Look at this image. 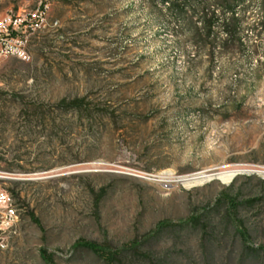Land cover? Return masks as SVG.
Instances as JSON below:
<instances>
[{"label": "rangeland", "instance_id": "1", "mask_svg": "<svg viewBox=\"0 0 264 264\" xmlns=\"http://www.w3.org/2000/svg\"><path fill=\"white\" fill-rule=\"evenodd\" d=\"M160 1L0 0V18L45 10L29 57L0 65V189L19 210L0 264H109L80 241L119 264H264V0H241L226 50Z\"/></svg>", "mask_w": 264, "mask_h": 264}, {"label": "trees", "instance_id": "2", "mask_svg": "<svg viewBox=\"0 0 264 264\" xmlns=\"http://www.w3.org/2000/svg\"><path fill=\"white\" fill-rule=\"evenodd\" d=\"M160 2L174 12L177 20L192 28L193 37L196 41L197 39H203L211 44L218 43L225 50L242 46L243 43L239 36L241 21L238 15V7L241 5V0H161ZM196 18L200 22L199 27L194 21ZM261 26L264 27V17L262 18ZM217 27H221L224 37L220 38L216 34L215 30ZM80 102L81 100H75L72 102V106H78ZM219 201L227 203L229 213L236 212L240 206V203L227 193L221 194ZM202 218V216L194 214L184 223L197 226ZM168 225L169 222H162L155 234L161 232ZM241 228V226L238 227V230ZM240 233L246 239L247 232L242 230ZM140 246L141 243L136 241L127 246L126 250L135 251ZM76 247L89 250L103 257L109 264H119L122 261L123 252L110 250L95 242L80 241ZM47 258L50 259L49 256Z\"/></svg>", "mask_w": 264, "mask_h": 264}, {"label": "built area", "instance_id": "3", "mask_svg": "<svg viewBox=\"0 0 264 264\" xmlns=\"http://www.w3.org/2000/svg\"><path fill=\"white\" fill-rule=\"evenodd\" d=\"M45 5V9H46ZM45 10L9 11L0 18V65L7 59L25 60L30 37L37 32ZM19 210L12 196L0 189V251H6L10 239L18 234Z\"/></svg>", "mask_w": 264, "mask_h": 264}, {"label": "bare ground", "instance_id": "4", "mask_svg": "<svg viewBox=\"0 0 264 264\" xmlns=\"http://www.w3.org/2000/svg\"><path fill=\"white\" fill-rule=\"evenodd\" d=\"M242 173L243 171L241 170L225 171V172H218L213 174L199 173L192 175L190 177L188 176V177L176 179V181L180 182L185 187H190V188H192L193 186L196 187V186L204 185L214 180H219L224 184H230L238 175H241Z\"/></svg>", "mask_w": 264, "mask_h": 264}]
</instances>
